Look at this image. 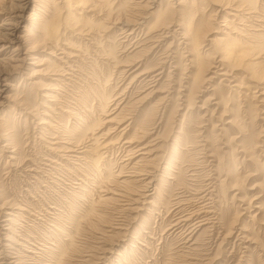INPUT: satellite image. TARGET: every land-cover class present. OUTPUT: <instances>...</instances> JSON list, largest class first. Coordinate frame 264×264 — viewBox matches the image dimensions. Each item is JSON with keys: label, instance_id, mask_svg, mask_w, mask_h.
<instances>
[{"label": "rangeland", "instance_id": "1", "mask_svg": "<svg viewBox=\"0 0 264 264\" xmlns=\"http://www.w3.org/2000/svg\"><path fill=\"white\" fill-rule=\"evenodd\" d=\"M178 1L171 0L175 8H179ZM14 2L0 0V31L9 33L6 28L12 27L5 19L15 14ZM259 2L264 6V0ZM184 3L187 18L197 8L195 21L209 31L191 54L189 47L198 44L191 37L189 41L180 34L174 40L168 36L160 43L165 48L172 41L169 45L177 63L175 68L168 61L164 64L155 83L159 92L151 94L139 81L128 85L130 78L122 79L113 67L115 63L108 64L103 57L106 50L116 49L114 61H124L126 43L119 46L112 44V39L104 40L94 49L91 42L63 31L58 19L53 23H59L54 37L57 48L48 42L26 51L29 42L22 37L3 47L4 42H0V264H264V100H260L264 99V85L253 88L255 84L246 76L261 72L264 60L249 68L242 66L249 59L240 61L234 70L228 65L227 75L208 72L210 80L188 105L184 95L192 84L194 62L219 58L220 42L208 39L226 29L223 15L215 14L208 0ZM34 4L30 0L24 9L25 18H14L15 35H23L24 29L34 32L28 18ZM57 7L56 15L61 16L63 10ZM45 13L38 16L48 20ZM152 20L149 18L147 25ZM118 33L114 34L116 39ZM255 43L250 52L264 46L263 33ZM206 49L212 54H200ZM160 52L161 48L150 52L145 66L156 64ZM191 56L195 57L193 62ZM15 64L20 65L14 69ZM101 96L108 99L105 109L100 107ZM219 97L228 101L216 104ZM153 108L156 123L149 128L156 127L149 130L154 133L135 141L133 131ZM106 119L114 120L105 123ZM94 122V130L88 129L84 137L77 138L79 129ZM178 132L182 142L175 157L170 144ZM155 137L159 141L152 142L156 145L149 147V156L140 154L144 151L140 146ZM94 142L100 146L98 152L82 153ZM195 166L198 178L189 173ZM207 178L208 188L204 186ZM193 188L206 194L203 200L178 201L180 192L186 196L189 191L195 193ZM192 206H203L202 218L195 217L181 228L178 220ZM197 219L207 222L192 230Z\"/></svg>", "mask_w": 264, "mask_h": 264}, {"label": "bare ground", "instance_id": "2", "mask_svg": "<svg viewBox=\"0 0 264 264\" xmlns=\"http://www.w3.org/2000/svg\"><path fill=\"white\" fill-rule=\"evenodd\" d=\"M31 1H33L35 3L34 4L35 5L34 6L35 8H34V10L32 11V13L30 14V16L28 18L32 20V27H34L35 30H32V29L31 30L34 31V32L31 33L27 29H24V34L23 35H18V34H16L17 36L15 35V29L17 28V26H16V23H15V19L14 18H23L24 17L23 16V11H24V9L27 6H29L28 4L30 2V0H16V2H14L15 3L14 4L15 12L12 11L15 14L11 18L9 17L10 15H7L8 17L5 20H9L8 23H5V20L3 22V24L5 23L6 25L7 24L8 25H12V27L10 26L9 28L8 27L6 28L7 30H9V33H8V31L7 32L0 31V42H4V43H1V46L2 47H3V45L5 43L13 44L14 41H16V40H18V42H19V38H21V37H22V39L24 41H28L29 42L28 43V46L29 47H28V49L26 51H28V50L31 51V50H34V49L36 50V48L39 45H40L39 47H42L41 44L45 45L48 42L50 44H52L51 42H53V45H54L55 44L54 43V41H55L54 40V37L58 33V30H59L58 24L59 23L58 22H57L58 24L56 23L57 26L55 24H53V23L55 22L56 19H58V20H60V23H61L60 26L61 25L62 26L64 25L61 28V29H63V31H66V33L74 36V38L80 39V41L81 40H86L87 42H91V44L90 43L89 44L91 45V47H94V49L96 48L95 46H97L99 48V46H101V43H104L103 42L104 40L105 41H110V39H112L113 42H114L112 44H118L119 46H124L123 43H126V45H125L126 47H123L124 50L122 51V53L125 52L124 55L127 57V59L124 58L125 59L124 61L123 60L121 61V59L120 60L118 59L117 61H114L115 58H116L115 57V53H116L115 50L116 49L114 51L113 50L111 51V49L106 50L105 53H104L105 55L103 57H104L105 60H107V63L108 64L111 63V62L113 64L115 63V66H113V67L116 68V70L118 71V73H119L120 76L122 74V79L130 78V81L128 82L129 83L128 85H131L132 82L134 84L135 83L134 81H139L140 87L141 88H145L146 87L145 88V91H147L148 94H151V93H154V92H159V90H157L158 88L155 89L156 88L155 87V83H158V81H159L158 79L161 78V76H162L161 75L162 72H163L162 70L165 67L164 64L168 61V62H170V66L173 65V67L175 68V63H177L176 61H174L175 58H176V55H175L176 53H175L173 47H171V45H169V44L172 43V41L168 45H166L165 48H163V46L160 45V43L162 41H164L168 36L169 37L171 36V38L174 40L175 39V35H179L180 34L183 37V39H187L189 41H190V38L189 37H191L194 40H197L196 43H198L197 45L194 44V46L189 47V54H191L190 53L191 51L195 50L196 47L200 46L199 45L200 42L202 41V39L204 38V36L209 31L208 29H205L203 27V25H201L199 22L195 21L194 17H195V14H196L197 10H198L197 8L192 9L191 10V15L187 18V16H186L187 7H185L186 4L184 3V0H179L178 1L179 8H177V7L175 8L174 7V2H171V0H166V1L165 0H59V2H57L58 0H49V1L48 0H31ZM250 1L251 0H208L209 3L213 4L214 9H216V11H215L216 13L215 14H217L219 12L220 15H223L222 21L224 23H222V25H224V28L226 30L220 29V31H219L220 34H221L220 36H218V37L215 36V37H213L211 39H208V41H211V42H213L214 40L220 42V45L221 46L220 47H217V48H220L219 51L217 52L219 58L212 59L210 62H203V61H201V62L195 61L194 62V64H196L197 66L194 68L195 69V73H194V75L192 77V84H191V87H190L189 92H187L188 94L186 93L187 95H184L186 97V101H187V104L188 105L191 104V102H192V100L194 98V94H196L197 92L201 91L200 90L201 87H203L204 84L207 83L210 80V78H211L212 75L209 76L208 75L209 74L208 72H210V74L212 73V74L227 75L228 74V71L226 69V66H228V65L231 67V69L233 68V70H234V69H236L237 67L240 66V61L242 62L243 60L245 61V60L249 59V61L247 60L248 62H246V61L245 62H242V66L244 68H249L251 66H257V65H259L261 63V61L264 60V46L258 47L255 52H253V51L250 52V49L253 50L252 47H256V43L254 44V42L257 41V39L259 37V33H263L264 34V11H263L264 6H262V4L260 2L258 3L259 0H252L253 3L250 2ZM142 2H144V3H142ZM164 3H166L165 6L163 5ZM58 5L60 6L59 8H62V10H63L61 16H59V15L57 16L56 15L57 14L56 10L58 9V7H57ZM40 7H42V8H40ZM145 7H147V9ZM49 9L50 10L52 9V11L50 12ZM41 11L47 13V17L49 18L48 20L45 19V18H43V17H39L38 16L39 15V12H41ZM48 13H50V16H49ZM173 15H175V17H173ZM185 16H186L187 20H185ZM149 18H152L153 20L150 22L149 25H147ZM256 21H258V22H256ZM255 23H258V24H255ZM172 26L173 27L176 26L177 28L176 27L175 28H172ZM178 31H180V32H178ZM116 32H119L117 39L115 38L116 35H114ZM216 35H217V33H216ZM8 36H11V37H8ZM100 37H101V39H100ZM56 39H58V37H56ZM4 40H6V41H4ZM57 42H58V40H57ZM20 43H21V40H20ZM68 43H69V41H68ZM187 43L188 42H186V44ZM63 44H65V43H63ZM106 44H104V45H106ZM238 44H241V47L240 46L238 47ZM56 45H57V43H56ZM90 45H88V46H90ZM128 45H131V47L134 46V48H130ZM8 46H10V45H8ZM15 46H17V45H15ZM15 46L12 47V48H16ZM58 46H55L54 45V47H56V48ZM68 46H69V44H68ZM39 47H38V49H39ZM54 47H53V49H54ZM72 47H73V45H71L70 48H72ZM111 48H113V46ZM129 48L130 49H133V50L129 51ZM157 48L158 49L161 48V52H160V54L158 56L157 63L154 64V65L147 64L148 66H145L146 60H147L146 56H148L150 52H154V50H156ZM77 49H79V48H77ZM165 49H167V50L165 51ZM18 50H20V49H18ZM101 50H102V48H101ZM56 51L59 52V50H56ZM24 52H22V54ZM53 52L54 51H52V53ZM209 52H210V49H206L204 52L203 51L200 52V54L201 53L202 54L205 53V55L206 54L211 55L212 53H209ZM63 53L64 52H62V54ZM66 53H67V51H66ZM131 53H132V55H130ZM16 54H17V52H16ZM33 54L34 53H31V55H33ZM70 56H72V55L70 54ZM139 56L140 57L143 56V57L142 58H138ZM191 57H193V56H191ZM65 58H67V57H65ZM134 58H137V59H134ZM33 59H35V58H33ZM17 60H19V58ZM191 60L193 62L195 60V57L191 58ZM14 61H15V59H14ZM41 63L42 62H40V64ZM20 64L12 65L13 66L12 68L15 69V67H18V65H20ZM9 65L11 66V64H9ZM219 66H220V68H218ZM56 67H57V65H56ZM262 67H264V66H262ZM211 68H215V70H212L211 71ZM220 69H221V72L219 71ZM255 71H256V69H255ZM246 76H247V78L251 82H253V84H255L253 88H257V87H259V85H264V69H262V71L259 72V73H257V74H255V72L252 71L249 74L247 73ZM234 86L237 87V84H234ZM246 86H248V84ZM126 89L127 88H125V90ZM101 97H102L101 98V102L99 101L100 102V107H101V109H102V107H103V109H105V108H107L106 106L108 104V101L106 102V100H108V99L106 97H103V96H101ZM113 98L115 99V97H113ZM145 98H147V97H145ZM218 99H219V102L220 103L218 102L216 104H221L222 102L225 103V102L228 101V99L227 98H224V97H219ZM120 100H119V102H120ZM160 100L162 102L163 98H159V101ZM260 100H264V99L262 98ZM116 104L118 105L120 103H116ZM25 105H26V103H25ZM114 105H115V103H114ZM125 106H127V103H126ZM115 108H117V107H115ZM154 110H155L154 108L151 109V112L149 111L150 112L149 113V116L150 117L147 116V115H145L143 117L141 123L133 131V133H132V136L133 137L132 138H136L135 141L140 142L141 140H143L144 138H146L150 134H153L154 133V130H151V131L149 130V129H153V128L156 127V126H154V127L152 126L151 128H149L151 125H154V123H156V121L154 122V117H155ZM111 111H112V109H111ZM119 113H120V111H119ZM117 115H119V114H117ZM103 116H105V115H103ZM106 116H107V114H106ZM113 116H115V115H113ZM113 116H112V118H113ZM113 120H111V119H108L107 120L106 119L105 123L112 122ZM129 121H130V119H129ZM234 121H236V120H234ZM227 122L231 123L230 121H227ZM97 124L99 125V123H97ZM129 124H130V122H128L127 126ZM168 124H169V118H168L167 124L165 126L167 127ZM95 125H96V123L94 122L93 124L91 123L89 126L86 124V127L83 128L82 130L79 129L78 131H80V132L77 135V138L79 136H80L79 139H81L82 137H84L86 135L84 133H85L86 130L88 131V129L90 131L91 130H94ZM233 126L235 127V124ZM166 127H165V130H162V133H161V136L162 137L165 136ZM107 129H110V128H107ZM74 131H75L74 129L70 131L71 133L73 132L72 135L75 134ZM169 132H170V130H169ZM169 132H168V134H169ZM166 136H168V135H166ZM130 137H131V135H130ZM158 138L159 137H155L154 139H152V141H150V143H148L147 141H146L147 143L146 142L143 143V144L140 143V144H142V146H140V149L144 150L140 154H144V155L147 154V156H149L148 154H150L151 151H152L150 149H153V147L156 145V144H154L152 142L155 141ZM73 141H74V139H73ZM130 141H127V142L130 143ZM158 141H159V139H158ZM181 142H182V137L180 136V133L178 132V134L175 135V139L170 144L171 152H172V154H175V157L178 154L177 151H178L179 144H181ZM132 143H134V142H132ZM140 144H138V145H140ZM254 145H256V144H254ZM86 146L87 147L84 148V150L82 149V153H85L86 152L89 155H92L93 153L98 152L99 151L98 149H100L99 148L100 146L98 144L95 145V142L94 143H91L89 145H86ZM187 146H188V144L186 145V148H187ZM149 147H152V148L149 149ZM243 147L245 148V149L243 148L244 150H247L248 149L247 146L245 147L243 145ZM130 149H131V147H130ZM137 149L136 148L135 149L133 148V150H137ZM176 149H177V151H176ZM204 149H206V148H204ZM72 150H73V148H72ZM241 151H242V149H241ZM137 154H139V153H137ZM195 156H196V154H195ZM140 157H142V156H140ZM145 157H146V155H145ZM152 157H154V156H152ZM142 159H144V158H142ZM136 161H138V160H136ZM168 161H169V159H168ZM144 162H146V161H144ZM169 162H171V161H169ZM196 163L197 162H195L194 164H196ZM143 164L146 165L147 163H143ZM145 165H143V166H145ZM198 166L200 167V165H198ZM186 168H185V170H186ZM145 170L147 171V169H145ZM137 171H138V169L136 170V172ZM146 171H144V172L146 173ZM136 172H134V173H136ZM144 172H142V174H144ZM196 172H198L197 169H196V166H195V168H192L191 171H189V173L192 176V178L194 176H195L194 178H198L199 177V175ZM166 173H167V169H166ZM147 178L148 177H146L144 179H147ZM209 178L204 179L205 180V185L204 186H206L207 188L210 186V182H208V181H210ZM152 181L149 180L147 183L152 184ZM164 181H165V179L163 180V182ZM145 186H147V185L145 184ZM195 189H196V186H195ZM195 189H194V192L195 193H192V192L190 193V191H189V194L186 195V196L183 195L184 194L183 191L180 192V194L178 196V199H179L178 201L179 202L190 203V202L193 201V199H196V198H197V200L198 199H202V198L204 199V197H205L206 194L202 193V195H201L199 193L200 190L197 192ZM197 190H198V188H197ZM207 196H209V195H207ZM208 200H210V199H208ZM197 202H200V201H197ZM182 204H184V203H182ZM203 204H206V203H203ZM202 207H195V206L193 207L192 206L191 211H189L186 215H183V216L181 215L182 216V219L178 220V221H181L182 222V223H180L181 224V228L184 226V224L186 222H190L189 220H192L195 217L196 218L201 217L200 214H202V213L200 211L201 210L200 208H202ZM181 208L182 207H180V209ZM204 208H206V207H204ZM181 210L185 211L187 209L186 208H183ZM207 218H205V219H207ZM205 219H197V220H195V222H193V224H191L192 222L189 223V224H191V225L194 226V229L191 227L192 230H195V229H197L198 226H201V225L205 224L207 222V221H205ZM211 221H212V219H211ZM188 231L189 230H187L186 233H188ZM190 233H191V231H190ZM194 257H196V256H194ZM196 259H198V256L196 257ZM207 260L210 261V258L207 259ZM188 264H196V263L193 262V263H188Z\"/></svg>", "mask_w": 264, "mask_h": 264}]
</instances>
